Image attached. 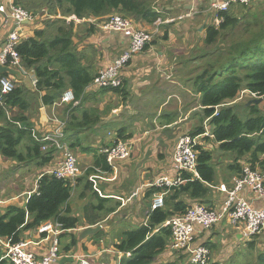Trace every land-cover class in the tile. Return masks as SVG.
I'll list each match as a JSON object with an SVG mask.
<instances>
[{"label":"trees","instance_id":"16d2710c","mask_svg":"<svg viewBox=\"0 0 264 264\" xmlns=\"http://www.w3.org/2000/svg\"><path fill=\"white\" fill-rule=\"evenodd\" d=\"M51 3L57 5L65 18L72 15L78 19L92 18L96 19L97 24L117 14L131 19L138 26L140 24L152 26L158 19L166 20L164 14L170 13L166 10L167 7L164 9L156 7L155 0H13L15 7L26 8L27 12L33 15L38 13V10L44 9L48 15L53 13L51 8L47 7ZM255 4L253 0L250 7L232 6L228 11L216 14L217 22H213L211 19L213 16H209V21L204 27L203 44L205 47H213V50L209 55L192 57L191 62L198 64V67L190 65L189 62L185 64L191 69L189 80L192 79L193 92L200 95L199 104L206 119V130L202 125L189 135L198 137L208 134L202 137L203 141H199L196 147L199 178L183 173L182 178L187 181L186 184L170 190L164 198V208L148 213V221L145 225L122 234V240L116 249L118 252L131 253L129 258H123L122 264H154L169 248L171 242L170 228L162 225L172 217L186 213L194 203H203V200L209 196L211 187L216 185V169L212 164L214 159L212 150L205 147L202 142L208 140L217 147L218 151L235 155L234 163L228 166V169L236 174V179L240 178L243 168L247 165L263 174L264 107L261 110L258 103L250 101V105L243 107L239 112L233 108L243 91L264 99V10L251 11L250 8ZM39 20L40 18H36V22ZM44 21L53 23L50 26V29H53L51 34L50 31L46 33L45 30L48 28L44 29L43 26L42 29L34 31L33 37L22 40L16 48L22 67L25 72H34L37 79V93L46 92L42 97L45 106L60 101L65 91H71L75 101L81 102L86 89L96 75L82 64L84 57L73 41L75 37L73 23L58 18ZM87 26L81 25L85 28L86 37L98 30L95 26ZM165 28L166 31L159 40H168L169 26L165 25ZM157 40H153L149 46L155 45ZM218 42L220 46L214 47ZM0 77L10 78L7 74H2ZM190 85L192 87V84ZM102 90L120 93L122 86ZM4 103L9 108V112L14 108H18L21 113L28 109V103L23 98V90L18 86L5 97ZM75 112H78V108L74 107L70 111L71 117L66 130L71 149H73L72 138L79 137L80 133L93 129L100 122L99 116L93 117L89 112L81 111V122L74 125L72 116ZM7 116L6 111L0 108V122H3L0 126V155L17 163L31 160H38L41 165L51 163L54 151L46 153L41 151V145L32 138V129L24 125L25 117L17 114L8 119ZM15 122L22 126L18 127ZM207 124H210L211 132H208ZM122 132L121 129L118 130L117 138L124 141ZM26 138H31L32 144L25 152H21L20 146ZM244 158L248 162L240 163ZM96 165L101 167L102 173L112 172V167L103 155H98ZM73 190L74 186L69 181L43 174L38 192L28 200L24 208L12 206L4 214L0 212V238L12 239L14 243L22 242L24 232L37 230L49 221L59 224L62 230L71 235L70 233L80 226L79 219L72 217L66 209ZM154 192L160 194L164 190L156 188ZM105 201L101 200V202ZM115 210V207L104 209L102 204L94 206L92 213L88 214L87 211L86 224L96 226L103 220L102 216H90V214L97 215L98 212H103L106 216ZM101 235L100 231L94 239H99ZM62 236L63 234L60 237ZM255 238L257 239L254 240ZM76 242L77 238H73V244L67 246L65 251H70ZM256 244L259 247L264 246L261 237L256 236L247 242L250 249L254 246L257 249ZM204 246L210 251L216 248L210 243H205ZM2 257L3 252L0 247V264H9L1 260ZM257 259L258 264H264V253L259 254Z\"/></svg>","mask_w":264,"mask_h":264},{"label":"crops","instance_id":"0c3cea01","mask_svg":"<svg viewBox=\"0 0 264 264\" xmlns=\"http://www.w3.org/2000/svg\"><path fill=\"white\" fill-rule=\"evenodd\" d=\"M9 1H12L13 4V0H0V5L7 6ZM212 1L173 0L165 8L170 12L167 15H171V13L193 15L197 11H201L200 9L205 7V4V10H207V6L209 7ZM44 20L46 19L42 17L39 22L24 24L19 29L21 40L33 37L36 29H42L40 24ZM0 23L1 53L7 43L8 36L16 26L13 20L3 15L0 17ZM176 23L167 25L169 26L167 41L158 40L155 45L148 46L142 54H138L130 61L122 74L123 86L120 93L97 90L91 83L79 106L75 107L78 108V112L73 113L72 116L74 125L81 122V111H87L93 117L99 116L100 122L93 128V130L95 129L94 133L87 130L71 140L72 150L77 153L80 169L84 174L74 185L66 209L72 217L79 219L80 226L71 232V235L63 234L64 254H60L61 259L58 264H80L81 261H87L90 264H122L123 258L116 255L118 251L116 246L120 244L124 232L136 230L147 223L152 202L159 194L154 192L156 188L151 185L160 177L176 175L172 156L178 138L182 136L179 133L180 131L190 133L197 129L193 122L186 123L187 116L195 110L189 98H200V95L193 92V88L188 82L191 78V69L185 64L190 62L191 58L176 54L177 49L174 53L177 43L175 39L170 38L173 29L189 32L191 21L182 20L180 25L172 26ZM73 26L75 34L73 41L77 44V50L84 57L82 64L95 75L110 65L129 47V40L122 34L96 30L93 35L82 39L85 37L82 33V31L85 32V28L76 23H73ZM140 27L146 30L151 29V26L146 24H140ZM191 40L190 43H192ZM26 73L31 78L33 87L25 85L23 79L14 78L13 80L18 87L22 88L23 98L28 103V109L21 113L18 108H14L11 110L12 112L10 111L9 116L21 114L26 119L25 123L23 122L24 125L29 126L38 135L46 134L52 107L42 103V97L46 92L37 93V79L34 72L26 71ZM72 108H74L72 105L63 103L58 109V118L69 123ZM201 110H203L202 107ZM181 111H185L184 115L187 114L185 118H183L184 115L177 114ZM205 122L204 118V126ZM109 124L116 126L103 132L104 126ZM2 125L3 122H0V126ZM117 126L120 127L118 130L123 131L124 141L131 144V156L126 161H117L115 170L112 168L111 173H102L101 167L96 165V159L100 155V148L110 145L111 140L117 138L118 130L115 129ZM208 132H210L209 128ZM200 141H203V138ZM206 142L209 141L206 140ZM206 142L204 141L202 144H205L207 148L215 146L214 144L206 145ZM31 144V138L24 139L20 151L25 152ZM58 156L56 154L51 163L41 165L38 160L17 163L0 155V212L4 214L12 206L24 208L27 204L26 194L33 191L40 176L54 168ZM240 163L246 164L247 162L245 163V160L242 159ZM91 175H100L105 178L104 181L98 182L99 192L92 188L89 181ZM231 182L227 177L223 181L219 180V184L211 187V192L203 200V203L212 209H222L227 196L222 194L218 188L222 184L230 187ZM18 186L22 187L21 190L18 189ZM239 196L248 199L255 209L264 208V196L255 193L251 188H244ZM101 200L106 201L101 202ZM99 204H102L104 209L116 208L115 212L106 216L103 212H98L97 215L90 214V216H102L103 220L96 226L102 227L101 236L103 237L99 238L100 241H96L94 239L96 233L81 239L83 229L88 227L85 218L87 211L88 214L92 213V207ZM125 225L132 228L126 229ZM45 237L42 238L36 230L23 233V241L31 243L29 248L38 257L44 255L48 248V243L42 241ZM244 237L226 220L210 230L197 228L193 245L198 246L205 243L215 245L217 248H215L217 250L215 254L218 253L219 261L220 256L223 258L226 254L227 256L232 254L230 253L232 246H244ZM73 238H77L76 244L70 251H65L67 246L73 244ZM261 241L264 242V239ZM162 256L167 260L172 258L167 257L166 254Z\"/></svg>","mask_w":264,"mask_h":264},{"label":"built area","instance_id":"2783aa9c","mask_svg":"<svg viewBox=\"0 0 264 264\" xmlns=\"http://www.w3.org/2000/svg\"><path fill=\"white\" fill-rule=\"evenodd\" d=\"M252 3L253 0H213L209 4L208 9L214 15L228 11L232 6L250 7ZM0 14L13 20L16 26L15 30L8 36L7 43L0 53V64L21 71L24 75H27L22 67L21 58L16 51V48L22 41L19 29L26 23H35L37 17L20 7H15L12 1H9L7 6L0 5ZM186 16L188 18L191 17V15ZM52 18L54 17L44 12L43 19L51 20ZM57 18L60 17L58 16ZM65 19L67 23L74 22L76 24H79L82 20L73 15ZM88 21L95 22L96 28L100 31L122 34L129 40L128 49L110 65L102 69L94 78L91 85L97 88V90H102L121 87L123 83V68L135 56L143 52L145 47L153 41L154 35L158 33L161 24H170L175 20L167 19L163 21L162 19H158L153 24V32L142 31L131 19L117 14L106 18L98 24L96 20L91 18ZM215 21L217 22V19ZM15 88L16 86L10 78L0 77V108L6 111L8 119L11 116H9V108L5 106L4 99ZM252 96L254 95L252 94ZM63 103L72 105L73 107H77L80 104L79 101H75L71 91H65L60 101L51 105L52 113L48 127L46 128L47 130L45 131L46 134L42 133L38 135L32 129V137L34 142L41 145L42 152L54 151L53 156L56 154L59 155L54 164V168L45 174L52 175L58 180L69 181L74 186L78 178L82 175V171L79 167L78 158L73 153L67 141L66 130L68 123L58 118V109ZM15 125L18 127L22 126L18 122H15ZM203 136H208V134L198 137L182 135L178 138L172 156L176 175L174 177L163 176L153 182L152 187L161 188L164 192L155 197L152 202L151 211L164 208V198L170 190L186 184L187 181L182 178L183 173H189L199 178L197 173L198 152L196 151V147L199 145V139ZM131 151L132 147L128 141L116 138L111 141L110 145L101 147L99 153L105 156L109 165L115 170V163L117 161L128 160L131 156ZM42 176L36 181L33 191L26 194V202L38 192L39 182ZM104 180L105 178L100 175H91L89 177L92 188L96 192H99L98 182ZM247 187L253 189L255 193L264 196V175L259 171L252 170L248 165L243 168V174L240 178H235L232 189H229L224 184L219 186L218 190L227 196L222 209H212L202 203H194L183 215L172 217L166 221L162 226L169 227L172 233L169 248L175 253L187 255L190 264H209L211 261V251L204 245H193L195 241V230L197 228L210 230L223 221L228 220L236 228L238 233L245 236V239L264 235V208L255 209L248 199L239 196L244 188ZM36 231L42 238L46 236L42 239L43 242L48 243V248L44 255L40 257L36 256L29 248L31 243L25 241L14 243L12 239L0 238V247L3 252L1 260H5L9 264H58L61 259L58 239H60L62 234L67 233V231L62 230L59 224L50 221L42 224ZM116 255L120 258H128L131 256L128 252L123 253L118 251ZM80 264L90 263L81 261Z\"/></svg>","mask_w":264,"mask_h":264},{"label":"rangeland","instance_id":"374dc122","mask_svg":"<svg viewBox=\"0 0 264 264\" xmlns=\"http://www.w3.org/2000/svg\"><path fill=\"white\" fill-rule=\"evenodd\" d=\"M171 2H173V0H155V6L158 7V8H163L164 9L165 7L169 6V4H171ZM255 3L256 4L253 7L250 8L251 11L264 10V0H262V1L255 0ZM47 7L51 8V10L53 11V13L49 14L50 16L52 14H54V15H52V17H54L53 19H57L58 16L60 17L58 19H61V20L65 19V17L62 16V14H63L62 11L59 8H57V5H55L54 3H51V4L47 5ZM205 7H206V4H205ZM205 7L201 8L200 9L201 11H197V13L191 15L192 17L189 18V19H187L188 17L186 15H181V13H171V15H166V14L163 13L165 15V17H166V20H167L168 16H170V17H168V19L169 18H176V19H173V20H175L173 23H176V22L177 23L172 25V26L180 25V21H182V20L191 21V23H190L191 26H190V29H189L190 31L189 32L188 31L181 32V31H178L176 29L171 28L173 30L171 31L172 35H170V38L175 39V41L177 43V45L174 48V53H175V50L177 49V51H176L177 53L176 54L182 55V56H186V58H191V61L193 60L192 57H198V56L200 57L203 54L204 55L205 54L209 55L211 53V51L213 50V47L211 48V47H205L204 46L203 39H204V35H205V28L204 27L209 21L207 19H209V16H213V18L211 17V19L214 22L216 20V18H215L216 14L212 15L210 13L209 9H208V6H207V10H205L206 9ZM23 9L25 10L26 8H23ZM44 10H46V9H44ZM44 10H41V11L38 10L37 11L38 13H36L35 15H37L41 19V17L44 15ZM51 10H49V11H51ZM25 11H28V10L26 9ZM55 13L57 14V16H55L56 15ZM180 18H183V19H180ZM88 20L89 19H86V20L82 19L79 22V25H82V26H85V27H88L87 25H91V26H95L96 25L95 22L92 23V22H89ZM93 20H96V19H93ZM163 21H165V20H163ZM46 22L47 21H44L42 23V26L39 23L40 27L43 28V26H44V29L48 28V30H45V31H46V33H47V31H50V34H51V32H53V29L52 28L50 29V26L53 23L52 22H50V23L47 22L46 23ZM72 23H74V22H72ZM165 25H168V24H161L160 25L158 33H156L154 35V38H153L154 41L157 40V39L158 40L162 39V37L164 35V32L166 30ZM139 27H140V25H139ZM140 28H141L142 31H145V32H148V31L153 32L154 31V26L153 25L151 26L150 30H146V29H144L142 27H140ZM82 33H83V35H85V37H83L82 39H86L87 38L86 37V33L84 31H82ZM186 39H187V41H186ZM190 39H192L191 40L192 43H190ZM158 40H157V42H158ZM183 42H185V43H183ZM218 46H220V42L215 44L214 47H218ZM144 51H145V49L143 50V52ZM143 52H141L140 54H142ZM206 57L208 58V56H206ZM191 61L189 62L190 65H195V67H198V64H196L195 62H191ZM128 65H129V63L123 68L122 74L124 73L125 69H127ZM198 71L202 72L201 69H198ZM196 73H195V76L197 75ZM10 79L14 82V80H13L14 78H10ZM14 84H15L16 87L18 86V85H16L17 84L16 82H14ZM189 84H192V88H194L192 79L189 80ZM122 86H123V83H122ZM189 100L192 101L191 105L193 106V108L195 107V110L192 111V113H190L189 116H187V114L184 115L185 111L178 112L177 114L178 115H180V114L184 115L183 118H185L187 116L188 120H187L186 123H192L193 122L195 124V129L201 127L202 125L204 126V124H203L204 117H203V113H202V110H201V107H200V104H199V99L194 97L192 99L189 98ZM255 100L259 101L258 104H259V106H260V108L262 110V108L264 107V99L260 98V97H257L255 95L252 96V94H250L248 91H243L239 95L238 99L236 100L233 108L237 112H239V111H241V109L243 107H248L250 105L249 104L250 101H254L256 103ZM186 105H187V108H188L189 107L188 103ZM198 125H199V127H197ZM115 126L116 125H111V124L106 125V126H104L103 132H107V130L112 129ZM207 127H208V124H207ZM119 128L120 127L117 126L115 129L118 130ZM90 130H91L90 131L91 133H94V131H95V129L94 130L90 129ZM209 130H210V127H209ZM190 133L189 132H185V131H180L179 135H183V134L184 135H188ZM200 139H199V141H200ZM206 145H212V143L211 142H206ZM210 150H212L213 157H214L212 164H213L214 168L216 169V177H215L216 184H219L218 183L219 180L223 181V179L225 177H227L228 181L229 180L232 181L231 182V186L228 187V188L232 189L234 187L236 174L232 173L227 168H228V166H230V165H232L234 163L235 155L232 154V153L220 152V151H218L216 146H211ZM73 153L77 156L76 152L73 151ZM243 160H245V163L248 162V160H246V159H243ZM79 167H80V165H79ZM83 174L80 177H83ZM21 188L22 187L18 186L19 190H21ZM202 204L206 205L205 203H202ZM125 228L128 229V228H132V227H128V225H125ZM64 234H66V233H64ZM102 237L103 236H101L100 239ZM63 239L64 238H62V237H60V239H58L59 250H60V254L61 255L64 254V252H63L64 244L62 243ZM256 239L257 238H255L254 240H256ZM97 240H99V239L97 238L96 241ZM214 243H216V242H214ZM256 245H258V244H256ZM231 249H232V252H230V253H232V254L230 256H227V254H226V255L223 256V258L220 256L219 257V261H218V258H217L218 257V253L215 254V252H217V250H215V249H214L215 251L211 250V252H213V253H211V256H210L211 261H210L209 264H214V263H217V264H258V259H257L258 255L261 254V253H264V246L259 247V245H258L257 249H255V246L252 249H250L247 246L246 242H245V245L242 246V247L232 246ZM251 250H252V252H251ZM164 254H166L167 257H172V258L170 260H167L163 256L162 257L160 256L155 261L154 264H189V262H190L187 255H182V254L175 253L170 248H168L165 251ZM162 258H163V260H161ZM59 262H60V260H59Z\"/></svg>","mask_w":264,"mask_h":264},{"label":"water","instance_id":"95a60500","mask_svg":"<svg viewBox=\"0 0 264 264\" xmlns=\"http://www.w3.org/2000/svg\"><path fill=\"white\" fill-rule=\"evenodd\" d=\"M2 74H7L9 75L10 78H19L24 80V84L28 85L29 87H33V82L31 78L27 75H24L21 71L12 69L8 66H5L3 64H0V75ZM259 101H256L258 103ZM102 227L101 226H88L85 227L82 231V234L80 236L81 239L85 238L86 236L89 235H94L101 231Z\"/></svg>","mask_w":264,"mask_h":264},{"label":"clouds","instance_id":"9594fccd","mask_svg":"<svg viewBox=\"0 0 264 264\" xmlns=\"http://www.w3.org/2000/svg\"><path fill=\"white\" fill-rule=\"evenodd\" d=\"M160 227H158V229H159ZM256 237V236H255ZM261 237V240L262 239H264V235H262V236H260ZM254 237H252V238H248V239H245V242H249V241H251L252 239H253ZM129 253V252H128ZM131 254V253H130ZM126 258V257H125ZM129 258V257H128Z\"/></svg>","mask_w":264,"mask_h":264}]
</instances>
